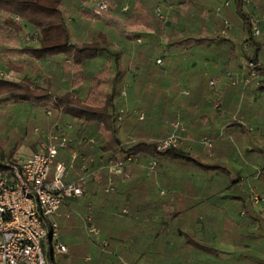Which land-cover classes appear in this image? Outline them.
<instances>
[{
	"label": "trees",
	"instance_id": "obj_1",
	"mask_svg": "<svg viewBox=\"0 0 264 264\" xmlns=\"http://www.w3.org/2000/svg\"><path fill=\"white\" fill-rule=\"evenodd\" d=\"M108 1L110 9L93 24L88 20L90 3H86V0H0V64L23 74L20 81L0 75V108L31 105L45 111L49 109L53 117L48 125L53 130L55 119L60 115L70 117L74 131L69 135L68 146L60 148L59 154L61 150H65L68 155L77 150L78 157L73 168L82 166L83 156L94 157L99 162L103 152L107 153L109 160L126 159L129 156L136 164H148L155 160L158 177L154 173L133 177L126 187V191L136 196L137 200L144 201L131 203L126 207H137L147 214L146 220L136 221L142 226L144 236L140 238L146 244L141 255L146 257L147 264L200 263L201 256L206 252L205 237L200 239L190 235L186 231L190 222L182 221V217L197 210L201 213V218L194 221L195 226L204 228L205 209L211 206L206 198L212 200L228 195L240 197L242 182L255 181L256 178L264 180V145L257 146L252 139L259 134L258 131L250 132L240 124L241 132L253 145L246 157L257 156L260 167L240 168L238 173L225 167L211 168L213 166L206 162V158L213 159L212 152L203 142L197 143L204 136L219 138V133L216 132L218 129L213 124L206 125L202 117H195L190 108L197 100L206 101L208 92L190 89L188 94L180 93L177 78L173 77V68L178 69L180 65L170 52L183 51L184 46H195L211 47L216 53L222 54L231 39L222 35L224 21L216 14V1L206 3L201 0H172L176 8L171 9L164 20L154 11V7H149L150 2L146 0V9L132 22L133 26L126 21L129 18L128 12L111 13L112 2ZM68 2L78 4L77 21L73 23L67 15ZM255 2L257 12L262 13L264 0ZM114 3L117 7L121 6L118 0ZM161 3L164 12L165 8L169 9L170 4H163L164 1ZM243 6V0H232L227 16L232 26L238 27L239 32L242 31V35L250 41L252 51L243 55L258 61L264 54V44L262 38L253 35L251 18ZM141 26H145L146 29L143 30L146 31H141ZM27 28L33 30L34 34L37 33L35 40L38 46L19 43V38L24 36ZM110 28H114L118 36L129 41L141 37L143 43L137 44L133 60L122 51L113 49ZM241 52L231 54L232 60H239ZM158 54L164 56L169 74L158 67ZM48 59H60L59 67L52 69L46 63ZM65 59L71 62L67 63ZM98 61L101 66L95 65ZM130 62L137 74L133 90H127L130 103L136 110L134 107L128 109L125 97L121 96ZM228 65L229 62H226L222 66L227 68ZM202 79L206 85L209 84L207 77ZM167 83L175 91L168 92ZM232 88L235 93L241 94V88ZM261 88H264V84ZM263 101L251 107L250 112L255 118L264 121ZM121 107L126 108V114L122 121H118V110ZM141 112L144 113L142 120L139 118ZM0 115L9 116L11 112L5 110ZM179 117L188 120V135L197 140L194 149L186 150L183 142L177 147L158 150L159 139L179 133L180 130L170 125ZM41 126L46 129L45 122ZM36 132L37 135L34 136L33 133ZM44 132L46 131L41 130L39 133L37 125L32 121L18 123L9 136V142L14 141L16 145L9 154L0 150V162L3 163L0 171L10 174L12 164H21L25 160L20 163L15 157L22 145L27 144L33 150L32 153L36 152L37 146L45 138ZM212 149L214 148L211 151ZM59 160L70 163L68 158H59L58 155L56 162ZM104 182H107L106 176ZM117 184L121 183L118 181L108 193L103 185L104 195L109 199L118 198L115 195L119 192ZM161 188L165 195H160ZM121 191L126 192L123 189ZM241 197L245 198L244 195ZM249 207L250 203L247 204V208ZM91 213L101 231L108 234L109 220L113 217L106 214L104 207ZM153 215H159V219L151 220ZM108 238L110 244L115 242L109 234ZM139 241L136 237L133 248L139 245ZM107 249L104 251L100 247L99 256L91 261H72L71 264H136L135 260L127 262L123 252L120 258L109 251L110 246ZM50 254L54 260L53 247ZM60 256L68 259L64 255Z\"/></svg>",
	"mask_w": 264,
	"mask_h": 264
},
{
	"label": "crops",
	"instance_id": "obj_2",
	"mask_svg": "<svg viewBox=\"0 0 264 264\" xmlns=\"http://www.w3.org/2000/svg\"><path fill=\"white\" fill-rule=\"evenodd\" d=\"M96 1L98 0H86V3H90L88 5L90 13L88 20H90L93 24H96L98 18L101 16L94 14L93 8ZM144 1L146 0L131 1L129 6L131 8H125V12H128L127 17H129L126 21L129 22L131 26H133L132 22H135L139 18V13L145 11L146 8L144 6ZM147 1L150 2L149 7L153 8L155 1ZM162 1H164L163 4H170L169 9L165 8V12L162 10L165 15H168L171 9L176 8L174 1L158 0L157 2ZM201 1L206 3L213 1L218 2L214 5L216 9V7L225 0ZM231 5L226 7L222 14H218L216 12V14L220 16L223 21L224 18L229 20L227 11ZM155 10L156 9H154V11ZM244 11L248 15L250 11L252 13L260 14L257 12L258 10L255 0H252L250 11L245 8ZM69 21L71 20L69 19ZM231 26L229 27L226 35L222 34L224 38L229 37L231 39V42L227 44L229 46L224 49L222 54L216 53L211 47L201 48L195 46H184L183 51H176L173 53L170 52V55L177 59L180 65L178 69L173 68V73H175L173 74V77L177 78L181 94H188L190 89L199 90V92H208L206 95V101H203V99L202 101L197 100L195 104L190 105V108L193 110V115L197 118L202 117L206 125L213 124L218 129L216 132L219 133V136L221 137L218 138L217 136L214 139L212 137L210 138L208 136H204L198 140L197 144L202 143L205 138L211 140L213 143L212 147L214 149L211 151L212 147H209L203 142L206 148L212 152L214 157L213 159H211V157L206 158V162L213 166L211 168L225 167L233 173H238L240 172V168L258 169L260 167L257 156L254 158L246 157V153L253 147V145L250 144L249 138L241 132L240 124H242L250 132L258 131L259 134H256L252 139L257 146L264 145V121L255 118L250 112L251 107L264 100V88H261L264 83L261 86H257L254 81L249 84H245L243 82V77L246 74L244 63L247 59H253L248 58L243 54H250L252 49L249 39L242 35L243 32H239V28L235 26H232L233 28L230 30ZM144 28L145 26H141V31H146L143 30ZM32 33L33 30L27 28L24 36L19 38V43L35 47L38 46V42L36 40L28 41L26 39V37ZM126 41L131 44L132 49L116 50L122 51L126 57L133 60L135 58L137 44H142L143 41L139 42L138 38L133 41ZM231 46L235 48H231ZM239 52H241L239 60L233 61L231 54L237 55ZM158 58L163 59V65L157 64L158 67L166 74H169V69L165 64L164 56L158 54L156 56V61ZM65 60L67 63L71 62L69 59ZM258 61L264 64V54L260 56ZM226 62H229V67L223 68L222 65ZM0 71H13L15 73V77L13 79L14 81H20L23 77L22 73L16 71L15 69L7 68L4 64H0ZM228 71H231L234 77L239 79L236 85H232L230 80L226 77L225 74ZM136 74L137 71L134 65L130 62L127 78L123 88L126 90L127 88L131 91L133 90ZM128 77H131L130 81H128ZM203 77H207L209 83L211 79L219 78L220 83L217 85L216 90L212 88V86L210 87L209 84L206 85L202 79ZM232 87L241 88V94L235 93V90H232ZM150 88H153V85H150ZM167 91H175V88L168 85ZM125 103L128 109H132L134 107L133 109L136 110V107L132 106L130 103L128 90ZM51 117H53V115L49 116L50 119ZM57 121H60L62 126L66 128V123L71 122L72 120L68 116L63 117L60 115L57 119H55L54 124ZM176 122L184 125V131L176 129L180 130L179 133H181L185 138L183 148L186 150H193V146L197 140L188 135L190 130L188 120L179 117L170 125L173 126V123ZM234 123L237 125H234ZM49 130L48 125V129L43 133L45 138L51 131H53V129H51V131ZM73 131L74 128L68 131V135H71ZM45 138L37 146V151L42 148V143ZM187 142L189 144H186ZM32 152L33 150H31L30 154H32ZM30 154L27 153L26 155L29 156ZM26 155H18L17 160L21 163L28 157L27 156L25 158ZM100 155L99 162H95L91 165V170L95 171L97 176L88 180L84 195L79 199L66 201L60 209L61 215L58 217L60 227L59 241L67 246L68 253L62 254L54 252V254L56 253V255L59 256L64 255L68 257V260L71 262H88L99 256L100 247L104 251H107L108 246H110L109 251L112 252L114 256L121 258L122 255L120 254L123 252L126 256L124 259L127 258V262L135 260L136 264H147L146 257L141 255L142 251L146 248V244H143V239L140 238L144 236V233L142 232V226L140 227V225L136 223V221L146 220L147 218L145 217L147 214L142 212V210H138L137 207H126L128 204L143 203L144 201L140 202L139 199L137 200L136 196H133L130 192L126 191V187L127 183L133 177L137 178L153 173L156 177H158L159 172L156 170L155 172H149V170L145 168L147 163L136 164L134 162L126 169L130 173L129 178H124L122 175H117L109 171L107 164L111 159H107V153L103 152ZM59 158H68L70 160V163H67L68 165H71L72 163L71 154L68 155L65 150H61ZM73 164L74 162L72 163V167L69 168V174L65 179L66 182L76 181L82 174L81 166L80 168H73ZM105 176L107 178L106 183L104 182ZM51 177H53V171L51 173ZM111 179L114 181L113 187L116 186L118 181L121 183L117 184V186H119V189H117L119 192L115 195H117L118 198L115 197L113 199H109L108 196L104 195L102 187L104 185L105 189ZM158 185L160 186L159 181ZM122 189L126 192H122ZM160 193L161 196L165 195V191L162 188L160 189ZM228 193L231 194V191ZM255 194L262 195L263 198L255 200ZM242 195H244L245 198L241 197ZM206 200L211 206L205 209L204 215L206 226L204 228H197V226H195L194 221L201 218V213L197 210L188 212V214L183 216L181 219L182 221L188 220L190 222L186 230L190 233V235L200 239L205 237L204 242L206 245V252L203 256H201L199 261L200 263L194 261L195 264H264V180H257L256 178L255 181L247 180L242 182L240 184V197L228 195L219 198H212V200L206 198ZM248 203L251 204V207L249 208H247ZM121 205L122 208H120ZM102 207H104L108 216L113 217L109 220L110 225L108 227L109 237H111L112 240H115V242L111 244L108 234L101 231L100 227H98L94 220L93 214L91 213ZM67 214H70V216H67ZM88 214L92 215L93 222L100 229V235L98 238H92L85 228L84 217ZM150 219L156 221L159 219V215H153ZM136 237L140 239L139 245L133 248L132 244L136 245ZM105 242L107 245H104ZM193 253L196 252L194 251Z\"/></svg>",
	"mask_w": 264,
	"mask_h": 264
},
{
	"label": "built area",
	"instance_id": "obj_3",
	"mask_svg": "<svg viewBox=\"0 0 264 264\" xmlns=\"http://www.w3.org/2000/svg\"><path fill=\"white\" fill-rule=\"evenodd\" d=\"M244 8L250 11L252 0H243ZM231 5V0H225L216 7V12L222 14L226 7ZM110 9L108 0L96 1L93 11L96 15H102L103 12ZM161 19H166L161 7L156 9ZM251 26L253 35L262 38L264 44V12L257 14L250 11ZM231 23L224 18L223 35L228 32ZM37 33L29 34L26 39L32 41L36 39ZM142 42L141 38H138ZM157 64L163 65V59L158 58ZM246 71L243 77L245 84L254 81L257 86L264 83V64L260 61L247 59L244 63ZM0 75L6 78L15 77L13 71L3 72ZM226 77L232 85L239 81L234 77L231 71L226 72ZM10 79V78H9ZM220 83L219 78H213L210 86L216 90ZM122 97H127L125 88L121 91ZM48 115H52L51 110H46ZM126 108L121 107L118 110V121L125 118ZM139 118H144L141 112ZM175 129L184 131V125L179 122L173 123ZM55 129L51 131L42 143V148L29 155L21 164H12L9 173L0 171V264H47L43 241L47 246L51 244L54 252L66 254L68 248L59 241L60 227L58 217L61 215L60 209L68 200L81 198L86 191V184L90 178L96 177L95 171L91 170V165L96 162L94 157H83L81 166L82 174L76 181L66 182L69 174V168L77 159L78 152L71 153V165L65 161L56 159L60 148H66L69 144L68 131L73 128V123H66L64 128L60 121L54 124ZM94 142L93 139L90 140ZM185 141L181 133H173L166 138L157 141V149L165 150L171 147H177ZM203 142L212 147L211 140L204 139ZM133 163L129 156L126 159H111L107 168L114 174L129 178L130 173L126 170ZM3 163L0 162V165ZM157 162L151 160L145 168L149 172H155ZM53 171V177L51 173ZM114 181L109 180L105 191L110 192ZM255 200L262 199L259 194L254 195ZM70 216V214H67ZM84 224L87 232L92 238H98L100 229L95 225L92 215L84 217ZM49 242V244H48ZM104 245H107L105 242Z\"/></svg>",
	"mask_w": 264,
	"mask_h": 264
},
{
	"label": "rangeland",
	"instance_id": "obj_4",
	"mask_svg": "<svg viewBox=\"0 0 264 264\" xmlns=\"http://www.w3.org/2000/svg\"><path fill=\"white\" fill-rule=\"evenodd\" d=\"M114 1L116 0H111L112 2V13L114 12H118V14H122V12H125V8L130 6V2L131 1H136V0H118L121 4L120 7H117V5L114 3ZM154 9H157L158 7H162L163 5L161 4V2H157L158 0H154ZM138 2V1H137ZM111 6V5H110ZM77 7L78 4H76L75 2H68V4L66 5V8H68V17L71 20V22H76L77 21ZM129 9V8H128ZM156 11V10H155ZM107 12V11H105ZM103 12V14L105 13ZM157 13V12H156ZM102 14V15H103ZM110 39L111 41H113V49H132L131 44H129L124 38H120L119 36H117V34L115 33V29L114 28H110V33H109ZM60 60V59H59ZM59 60H55V59H48L46 61V63L48 65H50V67L52 69H57L59 67ZM96 66H101V62H95ZM6 78V77H5ZM11 80H13L14 78L9 77ZM7 78V79H9ZM65 80V79H64ZM131 80V77H128V81ZM8 110V112H11V115L9 116H1L0 115V150H5L6 153H10V151H12V148L16 145V143H14V141L9 142V136L11 133V130L13 128H15L18 123L22 122H26V121H32L37 125L38 128V132L40 133L41 130H47L48 129V123H49V116L47 114V112L42 108H34L31 105H25V106H20V105H13L7 109H3L2 107L0 108V113H3V111ZM42 122L46 123V129H44V127L42 128L41 124ZM51 131V129L49 130ZM34 136L37 135L36 133H33ZM19 153V154H18ZM27 153H31V148L27 145L24 144L22 145V147L18 150V152L15 154L16 157V161L17 160V156L18 155H26ZM28 155L25 156V158ZM49 244V242H48ZM52 246L51 244H49L47 246V243L45 242V240L43 241V249H44V254H45V258L47 261V264H71V261L68 260L62 256L56 255V253L54 254V260L51 259V254H50V250H51Z\"/></svg>",
	"mask_w": 264,
	"mask_h": 264
}]
</instances>
